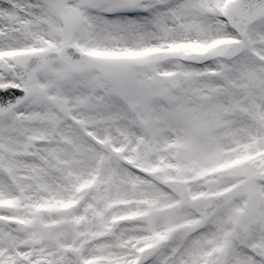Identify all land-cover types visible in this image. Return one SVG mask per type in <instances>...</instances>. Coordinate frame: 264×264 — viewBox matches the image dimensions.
I'll list each match as a JSON object with an SVG mask.
<instances>
[{"label": "snow or ice", "instance_id": "obj_1", "mask_svg": "<svg viewBox=\"0 0 264 264\" xmlns=\"http://www.w3.org/2000/svg\"><path fill=\"white\" fill-rule=\"evenodd\" d=\"M0 264H264V0H0Z\"/></svg>", "mask_w": 264, "mask_h": 264}]
</instances>
